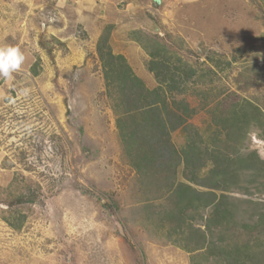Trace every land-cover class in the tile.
I'll use <instances>...</instances> for the list:
<instances>
[{
	"label": "rangeland",
	"instance_id": "374dc122",
	"mask_svg": "<svg viewBox=\"0 0 264 264\" xmlns=\"http://www.w3.org/2000/svg\"><path fill=\"white\" fill-rule=\"evenodd\" d=\"M263 3L0 0V47H17L25 56L12 80L0 78V264H193V251L173 242L171 229L157 225L161 218L148 219L151 211L171 210V199L158 191L145 200L122 151L96 51L98 32L113 25L114 51L147 73L150 88L157 81L134 30L157 34L194 67L206 69L209 54L221 57L226 64L213 68L216 83L264 111ZM187 99L199 105L195 96ZM189 122L204 131L210 116L199 110ZM172 139L179 149L186 140L181 129ZM246 147L264 152V129L251 126ZM247 186V195L241 187L228 194L264 203V185ZM21 196L22 203L11 205ZM196 224L204 228L200 216Z\"/></svg>",
	"mask_w": 264,
	"mask_h": 264
},
{
	"label": "trees",
	"instance_id": "16d2710c",
	"mask_svg": "<svg viewBox=\"0 0 264 264\" xmlns=\"http://www.w3.org/2000/svg\"><path fill=\"white\" fill-rule=\"evenodd\" d=\"M112 28L102 30L96 51L122 151L140 177L145 200L155 199L158 191L171 199V210L151 211L149 221L157 214L163 221L157 225L171 229L173 242L193 251V264L211 259L215 264H264V203L228 194L242 181L246 195L247 185H264V159L246 147L251 126L264 129L261 105L236 92L232 97L216 83L213 68L226 64L221 57L209 54L206 69L194 67L157 34L137 29L135 40L147 53L146 67L157 81L150 88L127 57L114 51ZM39 64L37 60L31 67L35 75ZM187 95L198 98L199 105L192 106ZM199 110L210 116L204 131L189 122ZM178 129L186 138L180 149L172 139ZM181 165L184 181L178 178ZM239 212L253 222L241 220ZM198 216L204 228L197 226ZM6 220L21 228L22 222ZM216 229L220 233L214 237Z\"/></svg>",
	"mask_w": 264,
	"mask_h": 264
},
{
	"label": "clouds",
	"instance_id": "9594fccd",
	"mask_svg": "<svg viewBox=\"0 0 264 264\" xmlns=\"http://www.w3.org/2000/svg\"><path fill=\"white\" fill-rule=\"evenodd\" d=\"M24 60V53L19 48L14 46L0 47V78L5 81L12 80L14 74L21 72ZM255 138L256 136L252 135V139ZM258 154L261 159H264V152Z\"/></svg>",
	"mask_w": 264,
	"mask_h": 264
},
{
	"label": "crops",
	"instance_id": "0c3cea01",
	"mask_svg": "<svg viewBox=\"0 0 264 264\" xmlns=\"http://www.w3.org/2000/svg\"><path fill=\"white\" fill-rule=\"evenodd\" d=\"M101 32H102V30L98 32V38H99ZM138 75H140L142 78L145 79V76H147V73H145V72H141V73H138ZM148 77H149V76H148ZM149 78H150V77H149ZM2 94H3V93H2V90L0 89V98L3 97V96H1Z\"/></svg>",
	"mask_w": 264,
	"mask_h": 264
}]
</instances>
